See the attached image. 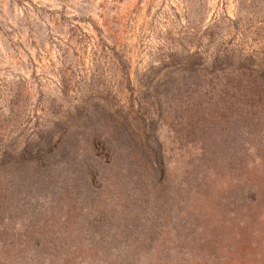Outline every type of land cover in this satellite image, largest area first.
<instances>
[{"label": "rangeland", "instance_id": "1", "mask_svg": "<svg viewBox=\"0 0 264 264\" xmlns=\"http://www.w3.org/2000/svg\"><path fill=\"white\" fill-rule=\"evenodd\" d=\"M0 264H264V0H0Z\"/></svg>", "mask_w": 264, "mask_h": 264}]
</instances>
